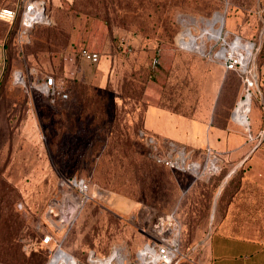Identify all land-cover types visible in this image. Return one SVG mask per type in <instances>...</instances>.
Instances as JSON below:
<instances>
[{"label":"rangeland","instance_id":"374dc122","mask_svg":"<svg viewBox=\"0 0 264 264\" xmlns=\"http://www.w3.org/2000/svg\"><path fill=\"white\" fill-rule=\"evenodd\" d=\"M6 4L0 0V7ZM63 5L54 14L48 8L52 23L32 29L27 38H21L19 22L0 21V264H50L53 251L34 253L45 234L54 235L50 249L62 243L77 264H95L116 250L126 264H142L139 251L158 220L172 212L182 230V256L173 264H209V242L218 231L264 239V189L255 174L249 175L264 155V133H254L251 124L253 109L259 119L263 114L259 86L245 85L225 71L215 59L220 40L208 38L204 21L219 23L221 36L255 44L250 66L255 74L248 78L254 81L264 66V0H74ZM101 27L111 50L93 66L80 59L72 37L102 42ZM123 37L136 39L129 40L131 51L120 46ZM193 38L204 42L207 53L192 46ZM66 63L73 70L69 75ZM17 72L24 84L17 82ZM48 76L66 99L52 101L42 93ZM248 89L249 130L233 120ZM150 106L191 118L201 108L206 120L161 112L150 126L168 129L177 145L154 138L156 150L143 129ZM210 127L228 131L231 139L230 150H213L215 171L208 170L212 160L207 164L201 154L189 152L206 149ZM172 149L182 163L185 153L187 170L168 169L152 157ZM192 163L199 176L188 169ZM74 179L88 181L94 198L66 232L59 208L71 194L64 182Z\"/></svg>","mask_w":264,"mask_h":264},{"label":"built area","instance_id":"2783aa9c","mask_svg":"<svg viewBox=\"0 0 264 264\" xmlns=\"http://www.w3.org/2000/svg\"><path fill=\"white\" fill-rule=\"evenodd\" d=\"M0 21H3L11 26L19 22L21 38H25L28 33L37 25H50L52 23L50 15L48 13V4L46 0H7V4L0 7ZM238 38L239 37L236 36L234 39L230 40L229 35L225 33L222 38L219 39L220 47L215 55V59L221 62L227 71H237L249 75V73L254 72L253 69H250V66L253 59L252 57L254 55L255 44L250 60L248 61V63H245L244 51L242 50V48H237L235 45L237 44L236 42ZM243 43L244 42L239 38V44L242 45ZM120 46L124 47L126 51H131L128 38L126 37H123L121 39ZM221 50H223V53L220 54V56H217V54ZM79 57L82 61L87 62L88 64L93 66L98 65L101 60V55L99 53L93 52L87 48L79 49ZM153 64L154 66H157L159 64L158 59H154ZM20 73L21 72H17L15 74V77H18V74ZM22 78L24 81L23 75ZM246 82L248 83V85L253 87L255 81H251L247 78ZM255 84L257 85L256 82ZM41 91L48 98L52 99V101H55L61 97L64 99L68 97V95L63 94L60 85L52 76H48L45 78L44 82L42 83ZM237 108L233 111V114L235 113ZM148 144H150L156 150L159 147L156 139L154 138H149ZM173 150L174 149H172L171 152H169L167 155H162L156 152L152 157L159 165H164L174 170H187L186 164L182 163L181 157L180 159H176L173 157ZM205 151L207 154V164L212 159H216L217 156L214 154L211 148H207L205 149ZM183 154L185 155V153ZM212 163L215 162H213L212 160L211 166ZM193 164L195 163H192L190 167H188V169L192 172ZM206 168H208V166ZM208 170L215 171L216 168L215 166H213V168L210 167V169L208 168ZM64 184L68 188H70L71 194H66L65 201L60 206L59 210H61L63 216H65V221L62 222L67 225L65 227L68 228L66 229V232H69V227L71 226L69 225L71 223L70 220L73 219L76 213L80 211L87 202L94 198V193H91L92 187L90 183L83 179H74L69 182H64ZM180 234L181 227L177 222L174 213L161 217L155 224V231L153 232L150 241L147 242L142 249L144 250V257L150 262V264H173L180 256H182V253L180 251ZM41 241L44 245H50L55 242V238L52 234H45L41 238ZM57 248L54 250V256L58 252L63 251L62 243H60Z\"/></svg>","mask_w":264,"mask_h":264},{"label":"crops","instance_id":"0c3cea01","mask_svg":"<svg viewBox=\"0 0 264 264\" xmlns=\"http://www.w3.org/2000/svg\"><path fill=\"white\" fill-rule=\"evenodd\" d=\"M48 4V8H50L51 13L58 12L61 8H64L63 3H70L72 4L74 0H46ZM101 34L103 37L102 42H86L81 39L77 40V35H73L72 40L73 43L75 42L76 46L78 45L79 48H87L93 52H97L100 55L110 53L111 50V43H109V36L108 32L104 27H101ZM128 38L129 40L136 41L135 38ZM130 44V41H129ZM69 61V60H68ZM221 63V62H220ZM70 64L66 63L67 67V73L68 75L73 72L71 67H69ZM83 65V64H82ZM222 67L225 69L224 65L221 63ZM102 69L106 68L105 64H101ZM83 68V67H82ZM76 70V69H75ZM74 70V71H75ZM226 72H228L225 69ZM261 75H262V85L264 88V67L261 69ZM260 99H261V108H262V117L259 119L257 116L256 109L252 110V117H251V124L254 133H264V89L263 92L260 93ZM203 109L200 108L198 110L196 116L194 118L187 117L181 112H177L174 110H170L163 107L158 106H150L145 113V120H144V133L148 134L149 136L163 140L168 141L172 145H177L174 142V135L171 134L168 129H165L163 127H160L159 125H153L150 126V121L154 122L157 119L162 118V113L170 114L169 116H175L178 118H182L186 121L191 122H204L205 123V116L203 117ZM200 115V116H198ZM203 118V119H202ZM228 131L221 130V129H212L210 127V130L208 131V134L206 136L207 139V148H211L212 150H216L219 152L224 153V148L226 146V149L230 150V135L227 134ZM179 146V145H178ZM187 149V147H184ZM204 147L191 149L189 152L192 156L197 154ZM216 155L215 151H213ZM226 152V151H225ZM230 152V151H229ZM225 153L227 156L230 155V153ZM217 156V155H216ZM251 156V155H250ZM260 156V163L261 166L257 170H253L249 172L250 177L254 175L258 178V183L260 186L264 189V155L259 154ZM231 172L230 174H232ZM208 254H209V264H264V239L259 238H249L244 236H236V235H230L223 232H216L212 235L209 246H208Z\"/></svg>","mask_w":264,"mask_h":264},{"label":"bare ground","instance_id":"6f19581e","mask_svg":"<svg viewBox=\"0 0 264 264\" xmlns=\"http://www.w3.org/2000/svg\"><path fill=\"white\" fill-rule=\"evenodd\" d=\"M204 21L206 22V25H207L206 33L209 34L208 38L209 39L212 38L214 40L221 39L222 38V36H221V25L219 23H216L215 21H212V20H207L206 19ZM182 22H184L185 24L188 23L184 19H182ZM191 22L197 23L198 21L196 19H191ZM217 24H218V26L216 27ZM236 43H237V44H235L236 47L237 48L240 47L244 51V62L248 63V61L251 58V54H252V51H253V48H254V44L250 43V42H247V43H243L241 45V44H239V39L237 40ZM191 44L198 51L207 53L206 45L204 44V42L198 44L196 42V40L193 38V39H191ZM222 53H223V50H221L218 53V55L220 56V54H222ZM18 75L19 76L16 77L17 78L16 79L17 82L21 83V84H24V81H23V78H22V74H18ZM251 108H252V94L250 92V89H248L244 99L239 102L238 108L235 111V113L233 114V120L235 122L239 123L240 125H242L243 127H245L247 130L250 129V122H249L248 116H249V114L251 112ZM181 156H182L183 161L185 163L187 157L184 154H181ZM213 166H215V163H212L211 167L213 168ZM192 170H193V172L196 175L199 173L198 168H197L196 165H192ZM138 257H139L140 261L142 262V264H150V262L144 257V250L139 252ZM50 264H77V262L69 254H67L64 251H61V252H58L54 256V259H53V261ZM95 264H126V257L120 252V250H116L109 258L96 259L95 260Z\"/></svg>","mask_w":264,"mask_h":264},{"label":"trees","instance_id":"16d2710c","mask_svg":"<svg viewBox=\"0 0 264 264\" xmlns=\"http://www.w3.org/2000/svg\"><path fill=\"white\" fill-rule=\"evenodd\" d=\"M49 13V12H48ZM39 26H46V25H37L36 27H34V29L35 28H37V27H39ZM12 33V32H11ZM10 38H11V34L9 35V37H8V41L10 40ZM5 50L7 51L8 50V42L6 43V47H5ZM9 61H10V59H9V57L7 56V58H6V62H7V68H8V66H9ZM264 67V66H263ZM262 67V68H263ZM6 68V69H7ZM261 68V69H262ZM261 69H260V76L257 74V85L259 86V93H262L263 92V85H262V75H261ZM228 73H235V74H237V76H239V78L244 82V84L246 85V79L247 78H249V75H247V74H243V73H240V72H237V71H228ZM260 84V85H259ZM59 99V98H58ZM144 129V128H143ZM202 151V152H201ZM201 151H199L198 153L199 154H201L202 156H203V158H204V160L205 161H207V154H206V151L205 150H201ZM161 166H164V165H161ZM164 167H166V166H164ZM166 168H168V169H171V168H169V167H166ZM172 170H174V169H172ZM262 194L264 195V190L262 191ZM173 213V212H172ZM171 213V214H172ZM174 216H175V218H176V220L178 221V218H177V216H176V213H174ZM182 240V230H181V234H180V251H181V241ZM54 252V250H52V249H50L49 247H48V245H44V244H42V241L40 240V247H39V249L37 250V251H35L34 253H42V252H48L50 255H51V253H53ZM182 252V251H181ZM178 260V259H177ZM176 260V261H177Z\"/></svg>","mask_w":264,"mask_h":264},{"label":"water","instance_id":"95a60500","mask_svg":"<svg viewBox=\"0 0 264 264\" xmlns=\"http://www.w3.org/2000/svg\"><path fill=\"white\" fill-rule=\"evenodd\" d=\"M216 14H219V13H216ZM254 78H255L254 81L257 83L256 75L254 76ZM238 105H239V103H238Z\"/></svg>","mask_w":264,"mask_h":264}]
</instances>
